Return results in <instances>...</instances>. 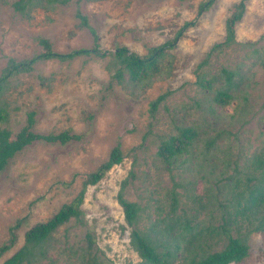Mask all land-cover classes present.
<instances>
[{
    "label": "rangeland",
    "instance_id": "obj_1",
    "mask_svg": "<svg viewBox=\"0 0 264 264\" xmlns=\"http://www.w3.org/2000/svg\"><path fill=\"white\" fill-rule=\"evenodd\" d=\"M15 1L0 0V76L9 59L21 61L40 54L43 47L39 40L48 41L51 50L61 54L97 45L100 55L118 47L145 55L183 29L166 52L161 75L152 78L143 91L127 83L117 84L111 78L113 71L107 70L111 57L93 54L69 61H39L31 71L10 78L0 98L8 112L7 122L1 126L13 134L27 124L32 113L35 133L68 131L79 136L65 144L34 142L0 172V245L18 225L13 230L16 243L3 254L0 264L23 245L26 231L48 220L79 193L85 176L106 161L115 146L123 154L122 163L113 166L96 185L87 187L81 221L71 220L58 229L42 264H88L92 260L97 264H139L116 200L129 172L133 171L134 178L125 197L144 204L149 198H161L174 183L191 189L188 195L204 194L205 179L213 183L222 169L220 161L215 167L163 168L155 160L161 140L174 134L175 127L186 126L203 131L198 136L201 146L226 129L222 137L238 146L234 153L250 154L262 142L264 0H247L235 27L236 42L253 44L261 50L263 61L251 67L255 59L244 60V53L252 48L239 46L211 59L214 70L221 65L243 64L248 83L242 91L247 92L249 105L244 125L229 124L228 110L208 114L205 95L194 85L193 73L210 47L224 39L225 20L240 0H215L207 10L199 7L205 0H64L31 6L24 13L13 7ZM166 92V99L152 111L151 102ZM183 190L176 189L184 196ZM189 207L193 205L188 203ZM198 221L213 227L219 222L216 218L210 222L203 212ZM248 244V255L235 264H264V229L251 234ZM219 249L221 246L215 245L214 250Z\"/></svg>",
    "mask_w": 264,
    "mask_h": 264
},
{
    "label": "trees",
    "instance_id": "obj_2",
    "mask_svg": "<svg viewBox=\"0 0 264 264\" xmlns=\"http://www.w3.org/2000/svg\"><path fill=\"white\" fill-rule=\"evenodd\" d=\"M214 1L205 0L199 7L207 10ZM246 1L240 0L234 6V11L225 20L224 39L210 47L193 72L194 85L199 93L205 95L208 114L214 116L216 110H228L226 119L229 124H246L245 118L249 114L248 95L245 90L242 91V87L247 85L248 78L243 64L221 65L214 70L211 59L219 57L232 46H239L242 49L252 48L244 53V60L255 59L251 67L263 61L261 50L253 48L251 43L241 44L235 40V27L242 19ZM64 2L17 0L13 7L24 13L25 9L31 6H50ZM182 30L178 31L172 40L150 48L145 55L129 52L125 47H118L114 52L100 55L97 53V45L91 50H74L61 54L53 52L48 41L39 40L43 47L40 54L26 60L7 61L0 76V98L10 78L31 71L39 61H69L81 55L93 54L111 57L112 65L107 67V70L113 71L111 78L117 84L127 83L143 91L152 78L161 75L160 68L166 52L173 48ZM93 35L95 36L94 32ZM167 95L166 92L151 102V110L154 111ZM5 107L0 104V172L17 153L34 142L65 144L71 139H79V136L69 135L68 131L60 134L35 133L32 130V113L28 114L27 124L13 134L7 127L1 126L8 120ZM175 131L157 145L155 160L158 164L168 170L176 167L187 170L191 165H198V168L204 165L215 167L216 162L220 161L222 169L215 174L213 183L209 184L208 179H205L204 183L208 185L204 188V194L188 195L191 189L185 190L181 183H174L161 198H149L144 204L129 201L125 197L127 186L134 178L133 171H130L121 182L116 197L122 208L125 224L130 229V247L140 259L139 264L239 263L248 255V237L264 229V137L252 153L241 154L233 152L237 145L228 143L222 137L227 134L226 129L215 133L213 138L206 139L202 146L198 142V136L202 135L203 131L200 132L198 128L179 126L175 127ZM122 161L123 154L119 146H115L107 160L85 176L79 193L69 203L62 205L48 220L37 223L26 231L23 245L2 264H42L51 250V240L58 229L71 220L81 221V207L87 187L96 185L113 166L120 165ZM230 168L232 171H228ZM177 187L184 189L185 197L176 191ZM188 203L193 207L186 208ZM186 211H192L194 215L190 216ZM202 212L208 215L210 222L216 218V221H219L217 226L200 224L198 218ZM17 227L18 225H15L12 228L8 241L0 245V258L14 247L16 236L13 230ZM215 245L221 246V249L215 251ZM88 264L97 263L92 260Z\"/></svg>",
    "mask_w": 264,
    "mask_h": 264
}]
</instances>
